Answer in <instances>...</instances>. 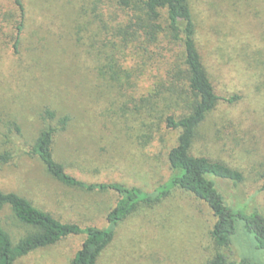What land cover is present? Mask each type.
Here are the masks:
<instances>
[{"label":"rangeland","instance_id":"374dc122","mask_svg":"<svg viewBox=\"0 0 264 264\" xmlns=\"http://www.w3.org/2000/svg\"><path fill=\"white\" fill-rule=\"evenodd\" d=\"M93 0H23L24 28L15 0H0V188L28 198L64 222L106 226L114 191H88L53 177L30 153L42 129L70 117L54 137L53 153L66 170L87 182L120 181L151 191L170 172L168 152L179 132L161 121L168 109L138 110L146 86L124 93L95 57ZM203 63L221 99L199 129L196 155L240 169L245 180L215 178L228 202L264 213V0H189ZM18 46L16 47L17 40ZM134 99V100H133ZM137 105V108L135 107ZM49 108L57 118L50 119ZM160 116V117H159ZM7 158V159H5ZM216 217L208 204L183 189L143 206L123 220L97 264H207L217 251ZM0 224L14 241L26 233L10 207ZM85 235L19 258L16 264H70ZM241 255L264 264L254 242L241 236Z\"/></svg>","mask_w":264,"mask_h":264},{"label":"trees","instance_id":"16d2710c","mask_svg":"<svg viewBox=\"0 0 264 264\" xmlns=\"http://www.w3.org/2000/svg\"><path fill=\"white\" fill-rule=\"evenodd\" d=\"M15 1L21 17L15 28L22 32L25 6L23 0ZM91 4L95 28L88 51L95 48V59L104 71L108 69L112 81L134 99L138 96V83L145 84L139 111L155 113L158 100L167 103V110L183 108L161 116L167 128L179 132L176 144L168 152L171 172L151 191L120 181L79 179L54 157V137L70 120L68 115L59 117L58 125L49 124L41 130L29 152L37 155L47 171L62 183L88 191H114L119 200L107 214L106 226H81L64 222L28 198L0 188V209L10 207L26 228L25 235L14 241L0 224V264H16L19 258L35 250L80 234L85 239L70 264H97L123 220L140 207L160 203L175 189L205 201L216 217L211 235L217 251L207 264H261L241 255L238 243L241 236L249 237L264 261V213L258 207L250 209L248 203L228 202L215 180L227 179L238 185L245 180L244 173L220 160L193 153L201 125L220 100L233 103L240 96L227 98L217 94L198 48L197 24L189 0H93ZM18 43L19 39L16 47ZM44 113L52 120L57 118L49 108Z\"/></svg>","mask_w":264,"mask_h":264}]
</instances>
